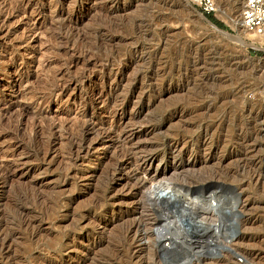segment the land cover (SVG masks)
I'll list each match as a JSON object with an SVG mask.
<instances>
[{
  "label": "rangeland",
  "instance_id": "obj_1",
  "mask_svg": "<svg viewBox=\"0 0 264 264\" xmlns=\"http://www.w3.org/2000/svg\"><path fill=\"white\" fill-rule=\"evenodd\" d=\"M216 3L220 29L231 36L190 0H0V112L16 93L32 120L40 109L41 116L68 122L85 111L89 122L104 121L117 110L121 129L142 130L133 146L164 156L154 167L173 165L165 142L174 137L184 161L191 155L190 161L208 160L212 168L185 167L181 174L194 182L189 192L196 200L206 190L220 196L213 205L218 237L213 227L205 230L202 209L171 192L158 205L185 214L189 237L179 241L182 251L166 242L181 256L173 261L160 254L158 264H196L198 258L225 264L224 255L237 264H264V45L238 24L241 0ZM100 93L105 112L92 117ZM4 120L0 113V151L8 157L2 164L15 176L0 185V234L13 235L0 264L149 262H130L124 252L126 212L144 197H126L124 181L111 180L112 151L76 159L69 133L61 131L48 145L45 131L32 144L28 131L18 135ZM13 159L26 164L12 167ZM28 220L36 221V233Z\"/></svg>",
  "mask_w": 264,
  "mask_h": 264
},
{
  "label": "bare ground",
  "instance_id": "obj_2",
  "mask_svg": "<svg viewBox=\"0 0 264 264\" xmlns=\"http://www.w3.org/2000/svg\"><path fill=\"white\" fill-rule=\"evenodd\" d=\"M218 12H219V8H218ZM238 22H239L238 24L239 25L241 24L242 26L241 19ZM242 28L244 29L243 26ZM247 33L248 35H251L250 37L254 38L253 41H257L259 42V44L264 43L263 37L253 35L249 32ZM13 88H15V85L11 87L12 90ZM16 94L17 95L14 94L16 98L15 100L12 101L13 103L11 104V106L8 105V108L5 111L2 109L4 112H0L1 118L5 119L4 122L6 121L8 124L11 125V127L13 126V129L15 130L14 133L18 135H22L24 131H28L27 137H29L30 140L28 143L32 142L33 144V141L38 136V134H42L45 131H47L49 132L48 134L51 136V137L49 136L50 140H48L49 138L47 139L48 145H50L57 141L59 135H62L60 134L61 131L67 132L69 133L66 135V141L68 142L69 145L68 149L70 154L74 156L76 159H79L80 157H83V155H87L90 152H96L98 154L97 151H99L100 149L102 150V154L104 155H106L108 151L110 152L112 151L111 152L112 154L110 153V155L115 158V166L113 170L110 172L111 180L124 181L123 186H126V188H128L125 196L130 199H136L138 196L142 198L143 195L144 197L143 201H140V199L138 198H137L138 200L136 199V202L135 201L133 202L132 200L131 203L135 205L129 208L126 212V216L128 217L131 216V218L130 219L128 218L127 220L129 221L125 223L127 225L124 224L125 226L121 228L124 252H126V255L129 258L130 262L136 259L140 260L142 257L143 258L145 257L149 262L146 261L147 263L145 262L140 263L139 261L138 264H156V263L158 264V261L156 260L158 259V256L160 254L161 255L164 254L166 257L170 258L173 261L181 256V252L179 253L176 250V249H179L180 251L183 250L181 245L179 244V241L180 243L182 241L187 242L185 238L189 237L188 231L184 227L186 224L185 214L183 212H180L179 216L173 215V213L170 212L167 208L165 207L163 208L159 206L157 202L159 199L162 200L163 198L164 200L169 199L171 192L183 193L184 203L186 205H189V207H193V209L194 206L197 207V210H199L198 208L202 209V212H200L202 216L199 215L201 217L200 220L202 221L204 220L203 223H205V221L206 222L208 221L207 223L208 225L205 224V226H207L205 227V230L206 228H208V226L213 227L211 228L212 229L211 231L214 236H217V234L220 232L219 224H217L218 221L217 216H215L213 213V211H215L216 208L213 205H217L220 203L219 200L220 196L213 191L208 192L209 190L208 191L206 190L205 193L207 195H200L201 198L199 197V199L196 200V197L192 195L190 196L191 193L189 192V188L194 182H190V180L188 181L189 178L186 179L184 177L185 174L183 176L181 174L182 171L184 170L183 168L185 167L187 168L190 167V169H193L197 165H202V168L205 169V167L207 166L211 167V166L206 165L207 164L206 161L208 160L205 161L203 160L200 163V161L197 160L196 157H193V160L190 161L191 159L190 157L192 155L189 156V158L186 161H184L181 157L182 152H180V148H179V144L181 140L174 139L175 138L174 137L172 140L165 142L168 155L172 157L171 159L173 160L174 163L172 162L173 165L170 166L169 168L165 167L164 169H159L158 166L154 167V163L155 161H159L158 164H160L164 159V156L159 157V153H158L159 151L147 149L146 148L147 146H138L136 144L135 146H133L132 142L134 141V139L139 138V135L141 134L142 130L141 128L135 126L130 129L128 128L127 130L121 129L123 121H122V114H120L119 111L116 110L115 112H113L112 116L106 117L104 121L100 120L98 122H94L92 120L89 122L88 119H86L88 118L89 113L85 111L81 115L79 114L75 116L72 121L68 122L67 118H63V117L60 118L61 116L59 118L58 117L47 118L41 116L42 111L39 108L41 114L40 112L39 115L38 113H36L35 114L36 116L34 115L35 118L33 116L34 119L32 120V118L30 117L31 116L30 113H28L26 108L20 103L21 100L19 99L18 96L19 94L18 93ZM106 100L107 99L105 98V95L101 93L98 94L95 97V99H93L94 106L92 109H90L91 110L90 115H92V117L95 115L96 110L100 111V113L105 112L106 103H107ZM28 118H31L32 122L28 123ZM75 130H77V133L80 131L79 134L76 133L75 136L78 135L77 137L74 136ZM148 131L150 130L148 129ZM21 140L22 141H19L16 145H14L15 149H18L22 146L23 144L22 142H24V139ZM118 141H121L123 143V145L121 144L122 146L119 145L120 148L118 146H115L116 142ZM129 147L130 148L134 147V148L128 149ZM11 150L13 149L11 148ZM35 155L37 154L35 153ZM10 157L15 158L13 157V155H11ZM7 158L8 157L3 156V154H1L0 151V185L2 186L12 178L11 175L12 172H6V169H9L7 168V164H2V161L5 159L7 161ZM25 159L27 158H24L23 161ZM20 161L22 160L13 159L11 162L12 163L11 165H13L12 167L16 165L26 164V162L22 163ZM209 171L211 172V170ZM219 178L217 177L216 179ZM144 190L148 191L147 195H144L145 192L144 193L142 192ZM213 200H215L216 202L215 204L212 203ZM196 207L195 210L191 209V211L196 212ZM182 208L185 210L184 205L182 206ZM122 217L120 218V220L122 219ZM25 224L26 226L31 227L34 233H36V227H37L36 221L28 220L27 222H25ZM148 230L151 231L149 232ZM214 236L212 238H214ZM12 237L13 235L10 233L0 234V254L7 253L11 250ZM153 237H155V239ZM166 242H167V246L170 247L175 246L176 249L166 247L165 246ZM226 256L224 255L225 258L224 260H222V262H224L225 264H237L236 261H233L231 258L227 259ZM254 257H256V253H254ZM213 263L214 262H212L209 259H201V258H198L196 261V264H213ZM101 264H104V262Z\"/></svg>",
  "mask_w": 264,
  "mask_h": 264
},
{
  "label": "built area",
  "instance_id": "obj_3",
  "mask_svg": "<svg viewBox=\"0 0 264 264\" xmlns=\"http://www.w3.org/2000/svg\"><path fill=\"white\" fill-rule=\"evenodd\" d=\"M190 2L205 15L218 11L216 0H190ZM239 16L247 32L264 38V0H241Z\"/></svg>",
  "mask_w": 264,
  "mask_h": 264
},
{
  "label": "trees",
  "instance_id": "obj_4",
  "mask_svg": "<svg viewBox=\"0 0 264 264\" xmlns=\"http://www.w3.org/2000/svg\"><path fill=\"white\" fill-rule=\"evenodd\" d=\"M207 19L210 20L214 25H216L219 28H223V24L219 22L215 17L212 16V14L206 15Z\"/></svg>",
  "mask_w": 264,
  "mask_h": 264
},
{
  "label": "water",
  "instance_id": "obj_5",
  "mask_svg": "<svg viewBox=\"0 0 264 264\" xmlns=\"http://www.w3.org/2000/svg\"><path fill=\"white\" fill-rule=\"evenodd\" d=\"M207 21L211 24V25H213L221 34H226V35H229V36H231L229 33H227V32H225V31H223V30H221L219 27H217L216 25H214L212 22H210L208 19H207Z\"/></svg>",
  "mask_w": 264,
  "mask_h": 264
},
{
  "label": "crops",
  "instance_id": "obj_6",
  "mask_svg": "<svg viewBox=\"0 0 264 264\" xmlns=\"http://www.w3.org/2000/svg\"><path fill=\"white\" fill-rule=\"evenodd\" d=\"M212 16H213V17H215V15H214V14H212ZM215 18H216V17H215ZM209 21H210V20H209ZM210 22H211V21H210Z\"/></svg>",
  "mask_w": 264,
  "mask_h": 264
}]
</instances>
